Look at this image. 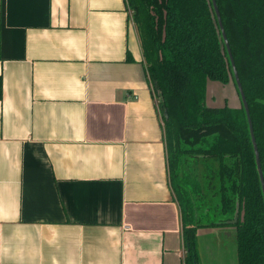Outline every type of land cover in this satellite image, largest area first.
<instances>
[{"label": "crops", "instance_id": "crops-1", "mask_svg": "<svg viewBox=\"0 0 264 264\" xmlns=\"http://www.w3.org/2000/svg\"><path fill=\"white\" fill-rule=\"evenodd\" d=\"M0 76V264H182L158 95L126 0H0ZM206 93L236 105L231 84ZM222 231L234 229H196L198 264Z\"/></svg>", "mask_w": 264, "mask_h": 264}, {"label": "trees", "instance_id": "trees-1", "mask_svg": "<svg viewBox=\"0 0 264 264\" xmlns=\"http://www.w3.org/2000/svg\"><path fill=\"white\" fill-rule=\"evenodd\" d=\"M246 102L264 186V0H214ZM158 95L182 264H198V227L231 226L235 264H264V201L246 116L210 0H126ZM237 103H206V85ZM2 80L0 76V98ZM165 114V116H164ZM234 214L236 220L233 219Z\"/></svg>", "mask_w": 264, "mask_h": 264}, {"label": "water", "instance_id": "water-1", "mask_svg": "<svg viewBox=\"0 0 264 264\" xmlns=\"http://www.w3.org/2000/svg\"><path fill=\"white\" fill-rule=\"evenodd\" d=\"M210 2H211L213 13L215 15L217 27H218V30H219V33H220V36H221V40H222V43H223V45L225 47V50H226V53H227V57H228V60H229V63H230V68H231V72H232L235 88L237 90L239 100L241 102V105L243 107V110H244V113H245V116H246L248 130H249V134H250V140H251L253 153H254L256 170H257L259 181H260V188H261V192H262V198H263V201H264V186H263L262 175H261V170H260V166H259V158H258L256 145H255V142H254V137H253V134H252L251 122H250V118H249V115H248L246 102H245V99H244L243 92L241 90V86H240V83H239V80H238V76H237L235 67H234V63H233V60H232V57H231V53H230L229 46H228V43H227V40H226V36L224 34V31H223V28H222V25H221V21H220V17H219V13H218L216 4H215L214 0H210ZM164 116H165V114H164ZM235 220H236V215L234 214L233 219L230 220L229 222H234Z\"/></svg>", "mask_w": 264, "mask_h": 264}, {"label": "rangeland", "instance_id": "rangeland-1", "mask_svg": "<svg viewBox=\"0 0 264 264\" xmlns=\"http://www.w3.org/2000/svg\"><path fill=\"white\" fill-rule=\"evenodd\" d=\"M220 85L217 82H213ZM224 92V91H223ZM225 95V94H223ZM223 98L222 95H220ZM238 99L236 96V103ZM211 102V101H209ZM208 103V102H207ZM212 103V102H211ZM230 231V230H229ZM234 232H225L222 231V234L219 232V252L215 254L214 252L206 251L201 257L200 264H235L234 253L231 251V243L233 240Z\"/></svg>", "mask_w": 264, "mask_h": 264}]
</instances>
